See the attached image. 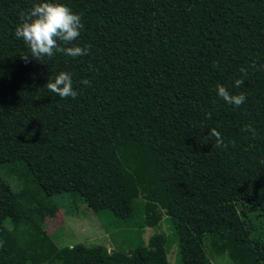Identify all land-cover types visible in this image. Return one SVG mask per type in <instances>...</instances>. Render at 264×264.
<instances>
[{
	"label": "trees",
	"instance_id": "trees-1",
	"mask_svg": "<svg viewBox=\"0 0 264 264\" xmlns=\"http://www.w3.org/2000/svg\"><path fill=\"white\" fill-rule=\"evenodd\" d=\"M41 2L0 0V264H170L143 236L163 219L177 264H264V0H48L84 25L61 46L90 54L37 60L14 33ZM61 71L75 99L48 90ZM66 195L134 227L132 248L58 246Z\"/></svg>",
	"mask_w": 264,
	"mask_h": 264
},
{
	"label": "clouds",
	"instance_id": "clouds-1",
	"mask_svg": "<svg viewBox=\"0 0 264 264\" xmlns=\"http://www.w3.org/2000/svg\"><path fill=\"white\" fill-rule=\"evenodd\" d=\"M83 27L81 16L74 13L68 6L44 0L35 4L26 14H21V22L15 28L14 34L18 39L23 40L30 49V56L37 60H42L45 56L51 59L57 52L75 58L90 54L91 46L62 47L59 42L71 45L80 37ZM28 57L29 55H25L24 59L27 60ZM245 71L241 69V72ZM82 83L86 85L89 81L83 80ZM242 83L243 81L238 80L236 86L239 87ZM46 86L50 92L61 98L75 99L78 96V92L73 88L71 75L65 71L56 75L54 80H48ZM216 91L227 104L237 107L243 105L247 99L243 92L234 95L222 85H218ZM208 118H211L210 114ZM244 130L255 134V129L251 125H246ZM211 135L215 137V147H228L219 131L213 128ZM232 143L234 145V142Z\"/></svg>",
	"mask_w": 264,
	"mask_h": 264
},
{
	"label": "rangeland",
	"instance_id": "rangeland-1",
	"mask_svg": "<svg viewBox=\"0 0 264 264\" xmlns=\"http://www.w3.org/2000/svg\"><path fill=\"white\" fill-rule=\"evenodd\" d=\"M58 201L60 204L58 216L52 221L47 220L48 230L58 246H72L80 243L85 245L105 244L109 250L129 251L134 245V227L124 225L111 213L98 214L86 207H82L78 211L76 208L69 207V203L72 202L69 195ZM157 232L166 235L169 262L177 264V238L166 219H163L158 226L146 227L144 239L148 240L151 235ZM209 256L213 264H234L226 254Z\"/></svg>",
	"mask_w": 264,
	"mask_h": 264
}]
</instances>
